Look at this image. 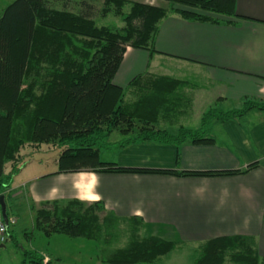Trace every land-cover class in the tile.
<instances>
[{
    "label": "trees",
    "instance_id": "obj_1",
    "mask_svg": "<svg viewBox=\"0 0 264 264\" xmlns=\"http://www.w3.org/2000/svg\"><path fill=\"white\" fill-rule=\"evenodd\" d=\"M71 1H62V9H57L52 0H14L2 10L0 198L5 196L7 202L15 176L27 166L25 158L44 150H61L56 174L91 170L214 177L247 173L260 165L251 164L244 171L174 172L125 168L100 160L101 150L113 146L107 139L115 131L126 136L135 134L128 137L127 145L210 144L213 140L206 133L214 123L237 121L252 111L264 112V100L246 99L238 109L208 110L199 129L180 127L173 133L163 126L174 124L182 102L192 101L189 90L183 93L187 87L192 89L191 82L168 76H139L124 89L113 81L129 47L157 52L154 40L159 24L169 15L193 22L235 25L231 20H250L238 15L237 0H160L168 3L167 8L101 0L104 7L99 12L121 17L125 24L122 28L99 25L98 9L87 0H80L77 12L71 11ZM31 208L36 215L33 230L45 237L67 235L101 243L106 242V236L115 237L112 232L121 222H129L130 241L103 257L106 264H156L179 245L159 236L142 237V219L120 218L108 211L103 201H47L40 208ZM7 218L8 225L3 215L0 218L8 237L5 243L0 242L2 245L15 240L16 220L10 219L8 209ZM24 251L30 264H52L36 251ZM196 254L194 264H261L252 236L210 239L198 247Z\"/></svg>",
    "mask_w": 264,
    "mask_h": 264
},
{
    "label": "crops",
    "instance_id": "obj_2",
    "mask_svg": "<svg viewBox=\"0 0 264 264\" xmlns=\"http://www.w3.org/2000/svg\"><path fill=\"white\" fill-rule=\"evenodd\" d=\"M237 13L250 20L215 24L169 15L159 24L154 40L157 52L129 47L114 77L115 85L127 89L139 76L191 82L192 89L187 87L183 93L189 90L192 101L182 102L174 124L163 126L173 133L180 127L199 129L210 109L231 111L241 108L246 99L264 100V0H237ZM202 104L205 109H197ZM206 134L212 143L188 141L179 147L150 142L127 145L120 136L103 162L174 172L244 171L251 164L260 165L247 173L214 177L91 170L56 174L55 159L54 171L34 170L17 186L22 189L17 197L27 210L17 213L10 203V219L16 220L13 232L26 214L34 227L32 205L40 208L43 202L73 199L103 201L120 218L142 219L144 234L175 241L178 248H196L222 236L255 237L264 264V112L216 122ZM15 189L9 190L7 200L16 197L12 195ZM45 258L53 262L52 255L47 253Z\"/></svg>",
    "mask_w": 264,
    "mask_h": 264
},
{
    "label": "rangeland",
    "instance_id": "obj_3",
    "mask_svg": "<svg viewBox=\"0 0 264 264\" xmlns=\"http://www.w3.org/2000/svg\"><path fill=\"white\" fill-rule=\"evenodd\" d=\"M14 0H0V16L2 10ZM62 1L69 0H52L57 9H62ZM91 4L96 6L98 12L104 7L101 0H87ZM130 3L139 2L150 5H155L159 7L167 8L169 5L167 2L160 0H127ZM80 0H73L68 6V9L71 11L77 12ZM129 5H127L126 10H128ZM98 24L101 26H109L112 28H122L124 27V21L121 17L116 16L114 13H108L103 16L102 11L98 13L96 17ZM207 101H209L210 95L207 93ZM204 108V105H198L197 109L201 110ZM205 109V108H204ZM174 132V131H173ZM123 138V141H126L128 137H135V134L124 135L118 131H115L108 139V143H114L119 138ZM113 147H116L113 145ZM116 151V149H115ZM24 152V151H23ZM29 154L30 152H25ZM61 150H44L41 153H36L33 156L29 155L26 159L27 168L22 171L20 174L14 178V190L16 195L11 201L7 200L8 212L11 213V205L17 209V213H24L26 205L21 201V197H17V194L22 192V189H18V185L22 183L27 175L34 170H37L39 173H49L54 171V160L59 157ZM111 152L106 149H102L100 152V160L105 161L109 159ZM10 164L7 166V173L10 171ZM65 201V200H64ZM67 201V200H66ZM89 203V202H88ZM2 208L0 206V212ZM24 215V214H23ZM104 217L105 215H101ZM23 224L17 225V231L15 232V240L9 241L4 244V247H0V264H30V261L26 259L25 251H36L40 255L46 256L52 255L53 262L52 264H106L102 262V258L108 256L110 253L114 252L117 248L126 246L130 241V231L131 224L127 221L121 222L118 227V230L112 232L115 234L114 238L106 236V242L98 243L96 241H88L82 238H74L67 235H53L52 237H45L40 231L33 230L34 227L30 225L29 215L26 214L23 217ZM27 233H29L27 235ZM31 233V234H30ZM143 233V232H142ZM117 236V237H116ZM142 237L149 236L148 234H141ZM2 244H0L1 246ZM197 249L194 248H178L171 254L164 256L158 260L156 264H194L195 258L197 257ZM61 257V260L58 258ZM52 261V260H51Z\"/></svg>",
    "mask_w": 264,
    "mask_h": 264
},
{
    "label": "water",
    "instance_id": "obj_4",
    "mask_svg": "<svg viewBox=\"0 0 264 264\" xmlns=\"http://www.w3.org/2000/svg\"><path fill=\"white\" fill-rule=\"evenodd\" d=\"M0 206L2 208V215H3V219L6 223V225L9 224V220L7 218V204H6V201H5V196H2L0 198Z\"/></svg>",
    "mask_w": 264,
    "mask_h": 264
},
{
    "label": "built area",
    "instance_id": "obj_5",
    "mask_svg": "<svg viewBox=\"0 0 264 264\" xmlns=\"http://www.w3.org/2000/svg\"><path fill=\"white\" fill-rule=\"evenodd\" d=\"M7 228L4 223L0 222V242L5 243L7 241ZM48 262V260H46Z\"/></svg>",
    "mask_w": 264,
    "mask_h": 264
}]
</instances>
